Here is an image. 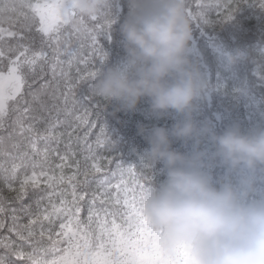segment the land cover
Instances as JSON below:
<instances>
[{
  "label": "snow or ice",
  "instance_id": "6c2138e0",
  "mask_svg": "<svg viewBox=\"0 0 264 264\" xmlns=\"http://www.w3.org/2000/svg\"><path fill=\"white\" fill-rule=\"evenodd\" d=\"M238 3L239 0H225L223 4L207 5L209 10L223 7L225 13L217 21L204 19L198 24L231 19ZM187 7L192 20L201 21V14H194ZM5 13L9 20L12 13L23 17L29 31L38 25L40 38L38 50L20 51L22 45L9 49L19 55L15 59L9 57L7 65L3 63L5 51L0 49V132L7 133L8 139L14 141L11 148L16 149L14 153L6 151L0 139V181L11 193L8 198L0 195V264H157L148 255L151 243L146 225L130 221L151 193L152 188L145 186L150 181L128 188L122 180L115 185L117 194H111L109 177L125 174L119 154L111 155L118 153L116 142L101 124L96 146L108 149L110 155L106 159L115 164L114 172H107L96 162L94 146L88 143L91 129L97 124L87 117L95 109L94 115L100 120L104 107L96 102L91 88L82 92L81 82L86 78L79 68L75 80L64 70L65 64L70 67L73 60L61 59L76 55L72 33L62 35L64 26L70 23L67 13L79 18V23L72 25L77 39L91 42L93 57L83 62L98 67L95 72L88 71L87 76L99 77L107 55L101 40L110 35L115 22L113 0H108L98 15L87 16L91 27L85 23V16L75 11L73 0H0V16ZM4 31L0 29V39ZM83 47L85 44L81 43ZM77 106L84 114L70 119ZM85 124L88 130L83 137L75 135ZM61 128L65 131H58ZM62 142L64 155L58 151ZM73 144L82 145L81 151L88 155L83 162L75 161L74 170L67 175L64 168L68 165L64 162L75 157ZM53 156L62 163L53 164ZM89 160L93 163L89 164ZM127 172H132L131 164ZM85 209L86 221L81 219ZM26 248L31 252H25ZM49 254L56 258L45 259Z\"/></svg>",
  "mask_w": 264,
  "mask_h": 264
},
{
  "label": "clouds",
  "instance_id": "9594fccd",
  "mask_svg": "<svg viewBox=\"0 0 264 264\" xmlns=\"http://www.w3.org/2000/svg\"><path fill=\"white\" fill-rule=\"evenodd\" d=\"M120 31L127 53L124 64L102 72L92 92L133 109L148 97L156 112L182 114L171 135L209 136L213 156L240 173L217 184L206 170L205 151L190 154L171 147L170 133L154 128L148 160H162L167 178L153 188L130 217L150 233L149 257L164 264H264V194L257 181L264 173V128L243 131L238 124L215 132L193 119L195 101L206 82L190 59L193 20L188 0H130ZM108 0H73L83 16H96ZM68 19L75 16L67 14Z\"/></svg>",
  "mask_w": 264,
  "mask_h": 264
},
{
  "label": "trees",
  "instance_id": "16d2710c",
  "mask_svg": "<svg viewBox=\"0 0 264 264\" xmlns=\"http://www.w3.org/2000/svg\"><path fill=\"white\" fill-rule=\"evenodd\" d=\"M10 2V0H2ZM37 3L38 0H30ZM225 0H188L189 10L194 14H201V21L193 20V39L191 41L190 59L199 68L206 86L201 92L200 97L195 101L196 109L193 112V119L198 126H208L213 131L223 132L227 127L238 124L245 132L264 128V0H239L232 14V18L221 23L198 24L204 19L217 21L225 13V8L208 9L207 5L223 4ZM203 5L204 7H200ZM130 0H113V13L115 22L111 26L110 35L101 40V44L106 51V58L101 64V71H107L111 67L120 66L125 63L127 53L121 35L120 27L128 17L131 10ZM28 11V10H25ZM30 14V13H29ZM11 20L9 14L0 16L3 21L0 22V28L4 29L2 39H0V49L5 51L3 63L8 64V58L14 59L19 52H9V49H17L22 45L20 51L24 48L38 50L40 34L36 31L38 25L32 27L29 31L24 25L27 23L23 17L12 13ZM85 23L91 27L92 22L84 17ZM79 23V18H75L69 24L64 26L62 35L72 33V49L76 53L74 57L62 56L61 59L73 60L69 67L66 63L64 70L70 77L77 78V69L85 75V81H82V92L87 93L96 77H88L87 72L97 71V67L86 65L83 61L93 57L90 47V41H80L77 39L73 24ZM11 33V35H8ZM35 41V43H34ZM81 43L85 47L81 48ZM96 57L99 53L95 54ZM95 64V59L92 60ZM79 95V89H77ZM96 102L104 107L100 120L94 115L95 109H92V115L87 117L89 122L96 121L97 126L91 129L88 136V143L94 146L96 162L100 164L107 172H114L115 164H109L107 157L110 152L104 145L96 146V139L99 135L101 124L105 125L112 140L116 142V152L111 155H118V159L124 163L125 174L121 177L119 174L110 176L112 185L110 191L113 196L117 194L115 185L121 183L128 188H133L137 184H145L150 181L146 187L158 189L167 178V168L162 160L151 161L145 156L150 149V134L154 128H165L170 133L171 147L179 152L190 154L193 151L201 150L207 153L206 170L211 174L213 181L219 185L227 178L235 181L240 175L237 171L229 172L228 168L214 157V145L209 136L192 139H182L171 135L174 125L184 119L182 114L169 110L166 112L153 111L151 100L148 97L141 98L140 102L133 109L122 108L118 101H108L95 95ZM84 110L77 106L70 119L75 120V116H81ZM63 119V117H61ZM87 125H82L76 130L75 135L83 137L87 131ZM58 131H65L61 128ZM0 139H3L6 151L15 152L11 148V141L6 132H0ZM103 139V137L101 138ZM82 145L73 144L72 151L76 153L75 157H69L64 163L68 165L64 172L70 175L74 170L75 161L83 162V157L88 153L81 151ZM58 151L61 155L65 154V145L60 143ZM53 164H60L62 161L53 156ZM93 163L92 160L88 161ZM132 166V172L127 169ZM103 174V173H102ZM100 175V174H98ZM82 178V177H81ZM259 194H264V173L260 174L257 181ZM95 189V185H93ZM0 195L8 198L11 193L3 181H0ZM121 196L123 194L121 193ZM87 210L81 212V219L86 221ZM111 219V217H109ZM10 221H6L8 223ZM26 222V221H21ZM119 223L120 221L117 220ZM8 233L5 231V235ZM14 238V237H13ZM25 252H31L30 248L24 249ZM51 261L56 258L49 254L44 257ZM157 264H164L157 260Z\"/></svg>",
  "mask_w": 264,
  "mask_h": 264
},
{
  "label": "rangeland",
  "instance_id": "374dc122",
  "mask_svg": "<svg viewBox=\"0 0 264 264\" xmlns=\"http://www.w3.org/2000/svg\"><path fill=\"white\" fill-rule=\"evenodd\" d=\"M38 2L39 3H45V2L51 3V2H53V0H38ZM0 29H2V28H0Z\"/></svg>",
  "mask_w": 264,
  "mask_h": 264
}]
</instances>
